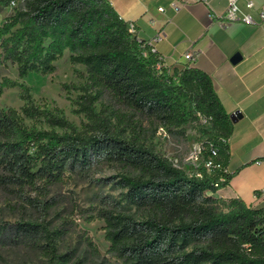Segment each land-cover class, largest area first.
Wrapping results in <instances>:
<instances>
[{
    "label": "trees",
    "instance_id": "obj_1",
    "mask_svg": "<svg viewBox=\"0 0 264 264\" xmlns=\"http://www.w3.org/2000/svg\"><path fill=\"white\" fill-rule=\"evenodd\" d=\"M10 5L0 22V66L14 65L17 79L1 76L0 94L17 87L22 104L0 108V189L47 210L48 188L66 171L100 159L116 163L124 169L111 176L119 197L96 216L109 251L124 264H264V208L213 196L229 176L231 122L208 75L187 63L156 66L107 0H0V9ZM64 51L87 74L82 86L62 84L79 91L71 100L84 119L78 128L56 107L34 104L18 81L52 73ZM139 117L167 134L196 124L200 158L214 150L212 164L175 166L144 143ZM61 235L45 221H0L1 243L23 242L46 264H83L71 250L58 251Z\"/></svg>",
    "mask_w": 264,
    "mask_h": 264
},
{
    "label": "crops",
    "instance_id": "obj_2",
    "mask_svg": "<svg viewBox=\"0 0 264 264\" xmlns=\"http://www.w3.org/2000/svg\"><path fill=\"white\" fill-rule=\"evenodd\" d=\"M107 1L137 38L162 34L154 47L164 65L179 68L187 63L208 75L231 122L224 161L229 176L213 196L236 197L264 208V19L258 17L262 0H233L239 16H248L251 23L223 25L227 0ZM171 1L179 5L177 11L169 6ZM186 51L194 53L190 61L182 58ZM234 54L238 59L231 61Z\"/></svg>",
    "mask_w": 264,
    "mask_h": 264
},
{
    "label": "rangeland",
    "instance_id": "obj_3",
    "mask_svg": "<svg viewBox=\"0 0 264 264\" xmlns=\"http://www.w3.org/2000/svg\"><path fill=\"white\" fill-rule=\"evenodd\" d=\"M12 5L0 9V22L11 12ZM17 79L14 65L5 62L0 66V77ZM19 82L29 87V96L33 103L46 108L56 107L77 128L83 117L72 112L71 100L78 90L62 84L82 86L87 82L85 68L81 64H70L68 52L54 62L52 73L39 75L30 73ZM19 88H5L0 94V108L18 110L22 101L18 99ZM103 101H108L106 96ZM98 107V103H95ZM141 123V136L144 143L161 156L166 157L175 166L186 171L195 167L197 162L189 155L198 138L197 125L183 126V135L167 134L150 119L138 118ZM25 124L30 121L23 120ZM124 173L116 163L98 160L85 170L66 171L63 180L48 188L45 198L52 206L43 210L31 207L24 199L9 195L0 189V221L12 222L19 219L45 221L48 227H58L62 231L56 240L58 251L71 250L74 258H80L83 264H124L109 251L104 239L103 221L96 216L98 209L110 207L118 199L117 189L111 183V176ZM34 197V195H29ZM39 198V196H37ZM131 211H134L132 208ZM0 264H46L41 253L23 242H0Z\"/></svg>",
    "mask_w": 264,
    "mask_h": 264
},
{
    "label": "built area",
    "instance_id": "obj_4",
    "mask_svg": "<svg viewBox=\"0 0 264 264\" xmlns=\"http://www.w3.org/2000/svg\"><path fill=\"white\" fill-rule=\"evenodd\" d=\"M191 1L192 2L203 3V4L206 3V0H191ZM251 5H252V3L250 1L246 2V6L247 7H250ZM169 6L174 11H177L179 9V5H177L174 1H171L169 3ZM157 10L162 11L163 8L162 7H157ZM223 17H224V21L220 22V24L222 23V25L225 24L226 21H237V20H242L246 24L251 23V20L249 19L248 16H243V17L239 16L237 7H236V5H235L233 0H227V8H226V10H225V12L223 14ZM258 17H259L260 20L264 19V0H262L261 3L258 6ZM127 31L129 33H132V30L130 29V25H127ZM161 38H162V34L159 32L156 35L152 36L151 38L143 40V44L147 48L146 51L150 52L151 54L156 56V60H157L156 66H158L159 63L164 64L162 56H160L157 53V51H156V49L154 47V44L156 42L160 41ZM143 54H146V52L143 53ZM193 54L194 53L192 51H186L185 53H183L182 58L185 61H190L193 58ZM158 129L160 131L164 132L162 127H158ZM201 150H202L201 145L198 142H196V144L193 146V149H192V151H191V153L189 155V158L192 159L193 161L197 162V165L195 167H198L199 165H204L205 167H209L212 164L211 156L215 155V151L211 150L210 157L203 161L200 158Z\"/></svg>",
    "mask_w": 264,
    "mask_h": 264
},
{
    "label": "water",
    "instance_id": "obj_5",
    "mask_svg": "<svg viewBox=\"0 0 264 264\" xmlns=\"http://www.w3.org/2000/svg\"><path fill=\"white\" fill-rule=\"evenodd\" d=\"M238 59V55L237 54H234L231 58V61H235ZM232 120H233V117H230Z\"/></svg>",
    "mask_w": 264,
    "mask_h": 264
}]
</instances>
